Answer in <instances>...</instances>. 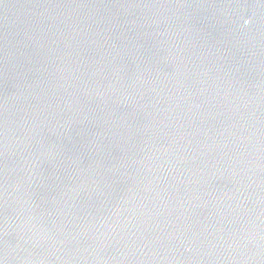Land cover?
I'll list each match as a JSON object with an SVG mask.
<instances>
[{"label":"water","instance_id":"obj_1","mask_svg":"<svg viewBox=\"0 0 264 264\" xmlns=\"http://www.w3.org/2000/svg\"><path fill=\"white\" fill-rule=\"evenodd\" d=\"M0 264H264V0H0Z\"/></svg>","mask_w":264,"mask_h":264}]
</instances>
